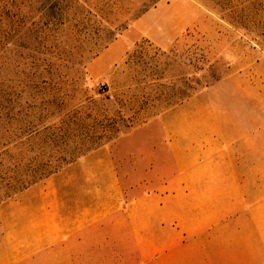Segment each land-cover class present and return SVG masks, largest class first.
Returning <instances> with one entry per match:
<instances>
[{
    "label": "rangeland",
    "instance_id": "374dc122",
    "mask_svg": "<svg viewBox=\"0 0 264 264\" xmlns=\"http://www.w3.org/2000/svg\"><path fill=\"white\" fill-rule=\"evenodd\" d=\"M254 96L264 0H0V255L54 244L61 198L117 218L183 167L207 106Z\"/></svg>",
    "mask_w": 264,
    "mask_h": 264
},
{
    "label": "crops",
    "instance_id": "0c3cea01",
    "mask_svg": "<svg viewBox=\"0 0 264 264\" xmlns=\"http://www.w3.org/2000/svg\"><path fill=\"white\" fill-rule=\"evenodd\" d=\"M207 107L198 146L157 192L136 196L114 219L104 199L68 214L61 198L54 244H28L27 259L4 254L0 264H111L116 245L133 251L135 264H264V99ZM240 108L252 115L238 118ZM183 131L190 135L189 117ZM47 251L53 261L39 259Z\"/></svg>",
    "mask_w": 264,
    "mask_h": 264
}]
</instances>
